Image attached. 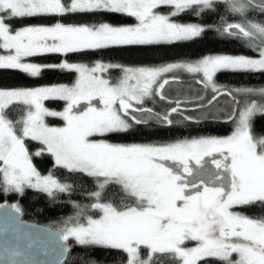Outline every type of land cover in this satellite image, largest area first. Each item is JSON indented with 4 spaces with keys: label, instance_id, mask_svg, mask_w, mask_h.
<instances>
[{
    "label": "snow or ice",
    "instance_id": "snow-or-ice-1",
    "mask_svg": "<svg viewBox=\"0 0 264 264\" xmlns=\"http://www.w3.org/2000/svg\"><path fill=\"white\" fill-rule=\"evenodd\" d=\"M218 10L231 18L218 15L219 27L183 19ZM209 34L241 51L194 63L121 62L149 60ZM51 57L58 62H38ZM9 70L34 81L56 72L67 82L21 87L0 79V195L22 197L31 189L71 197L72 184L42 176L33 165V156L45 153L93 183L91 203L74 204L76 222L58 233L56 264H70L69 255L80 264H264V138L252 135L253 117L264 115V87L224 93L262 100L244 106L226 138L113 142L158 135L145 131L148 119L137 113L173 128L178 107L162 117L143 107L146 99H165L167 73L202 74L214 92L221 72L264 82V0H0V72ZM32 141L38 148L30 153ZM0 210V264H46L35 259L40 229L23 222L20 205ZM251 210L259 215H247ZM73 246L80 251L73 254Z\"/></svg>",
    "mask_w": 264,
    "mask_h": 264
},
{
    "label": "trees",
    "instance_id": "trees-1",
    "mask_svg": "<svg viewBox=\"0 0 264 264\" xmlns=\"http://www.w3.org/2000/svg\"><path fill=\"white\" fill-rule=\"evenodd\" d=\"M218 15H223L224 19L227 21L231 19L225 13L218 10V14H213L211 16L205 15L200 18L195 16H186L183 19L186 22L200 23V24H212L214 27H219L221 24ZM119 20H114L113 23H119ZM241 51L235 43L226 42L224 37L217 34H209L203 38L202 42H181L171 47L166 48L163 51H159L155 56L149 60H144L140 57H124L121 59L122 63L126 64H140L148 63L156 66H161L166 62H177V63H192L199 58L206 55H216V54H238ZM38 62L42 63H55L58 60L55 57L41 59ZM87 62V61H86ZM0 79L6 84L12 86L21 87H33L40 84H52V83H66L63 74L56 72H47L43 78L38 81L25 79L12 71L0 72ZM185 79V78H183ZM189 79V78H188ZM216 84L228 89H234L237 87H253L259 90V88L264 87V82L257 79L251 80H241L236 74L221 72L215 77ZM214 95L209 94L208 100ZM239 101L238 109L242 105V98L235 97ZM247 102H258L261 103V97L247 96ZM157 102L153 104H148L147 106L159 113H166L169 109V105L156 98ZM48 105L57 110H62L63 102L52 103L48 102ZM62 123V122H61ZM185 125V124H182ZM193 125L183 127L181 131H170L164 129L161 133H158L154 137H139L136 139L129 140H117L114 143H134V142H171L183 139H194L199 137L211 136V137H222L229 135L232 132V126L228 129H221L216 124L213 125H198L202 126L200 129L195 130L192 128ZM252 135L254 138L264 137V115H255L252 119ZM30 153L34 152L38 148V142H26ZM32 162L36 169L42 175H52L54 178L58 179L62 183L72 184L75 191L72 193L71 197L67 194H57L55 199L48 197L46 194L36 192L35 190L28 189L24 196H19L16 194H9L7 196L0 195V204H19L23 210V219L32 223H38L41 225L50 226L56 229L58 223H63L67 219L77 216L79 209L74 207V204L88 205L91 203L87 196V192L91 191L93 188V183L90 178L83 177L79 174H69L65 170L55 166L54 160L47 153L42 154L39 157L33 156ZM249 216L259 215L258 210H251L246 213ZM87 215H91L94 218L97 217V213L93 210H88ZM84 222V218L81 217V223ZM69 245L73 244V241L68 242ZM80 249L73 246L71 252L73 254L79 252ZM70 264H80L79 258L73 259L69 255ZM166 264V262H163Z\"/></svg>",
    "mask_w": 264,
    "mask_h": 264
},
{
    "label": "water",
    "instance_id": "water-1",
    "mask_svg": "<svg viewBox=\"0 0 264 264\" xmlns=\"http://www.w3.org/2000/svg\"><path fill=\"white\" fill-rule=\"evenodd\" d=\"M169 81L170 84L165 85L163 92L165 94L164 101L170 104L181 102L199 103L206 99L207 88L204 84L199 82L198 79ZM226 92L227 91H223L219 93L205 106H200L192 109L179 108L180 111L178 112V114H181L185 118H187V120L198 124L219 123L224 125L230 123L237 116L239 101L233 95L224 94ZM137 115H143L145 119H148V123L144 127L156 126L162 128L158 124L157 120L155 118H149L148 114L137 113ZM4 205L11 204L6 203ZM2 211L3 210H0V212ZM21 219L25 224L40 229L39 232L34 233L37 240V247L41 251V254L36 256L35 259L45 261L46 264H56L58 249L60 244L62 243L58 238V233L60 231L50 226L32 223L24 220L23 215ZM2 224L3 217L0 216V231H2ZM44 251H47L49 255L44 256L42 254Z\"/></svg>",
    "mask_w": 264,
    "mask_h": 264
},
{
    "label": "flooded vegetation",
    "instance_id": "flooded-vegetation-1",
    "mask_svg": "<svg viewBox=\"0 0 264 264\" xmlns=\"http://www.w3.org/2000/svg\"><path fill=\"white\" fill-rule=\"evenodd\" d=\"M189 79H197V78H189ZM185 80H188V79H185ZM199 82H201V81H199ZM206 88H207V96H206V99L204 101H202V102H199V103L181 102V103H176V104H170V103H168V102H166L164 100H161V101H163V102H165V103H167L169 105V109L168 110H170L173 107H178V108H183V109H192V108H196V107H200V106H205L211 99H213L216 95H218V94H216V95H214L212 98H210L208 100L209 89H208L207 86H206ZM158 99H159V97H158ZM143 107H148V106L146 105V106H143ZM148 108H150V107H148ZM153 111L154 112H157L155 110H153ZM159 114L161 116H164L166 113L165 114L164 113H159ZM237 114H238V112H237ZM172 119L174 120L175 123H174L173 128H171V129H169V128H160V127H156V126H148V127H144L145 128V131H147V132H158V133H161L162 131H164V129L170 130V131H181V130H183V127L190 126V124L193 125V127L192 126L191 127L194 128L195 130H198V129H200L202 127V126H198V125H213V124H216L221 129H228L229 127L232 126V124L234 123V121H235L236 118L232 122L227 123V124H224V125L219 124V123H210V124L193 123V122L187 120L183 115L178 114V113L172 114ZM182 124H185V125H182ZM233 132H231L229 135H231ZM229 135H226V136H229ZM222 137H225V136H222ZM134 143H141V142H134ZM147 143H157V142H147ZM124 144H131V143H124ZM205 159L210 161L211 160V157H205ZM193 164H194V161H193ZM208 167L211 168L213 171L215 170V166L214 165L209 164Z\"/></svg>",
    "mask_w": 264,
    "mask_h": 264
},
{
    "label": "rangeland",
    "instance_id": "rangeland-1",
    "mask_svg": "<svg viewBox=\"0 0 264 264\" xmlns=\"http://www.w3.org/2000/svg\"><path fill=\"white\" fill-rule=\"evenodd\" d=\"M195 62V61H194ZM192 62V63H194ZM165 77L168 79V80H185V79H188V78H197L199 81H201L203 84H205L208 89H209V94H212V95H216V94H219L223 91H227L229 90L228 88H225V87H222V86H219L217 85V87L220 89V91H213L212 87L210 85H207L206 81L204 80L202 74H199V73H189L185 70H175L171 73H167L165 74ZM185 78V79H183ZM233 89V88H232ZM234 97H241L242 98V105L241 107L238 109V114H237V117L234 121V123L232 124V132L235 130L236 128V122L238 121L239 119V113L243 110L244 106L248 103H251V102H247V96H241L239 94H234L233 95ZM154 102H156V99L155 100H149V99H146L143 106H146L148 104H153ZM257 104H259L258 102H256ZM57 110V109H56ZM259 115V114H257ZM52 126H63V123H61L60 121H52L51 118H49V121H48ZM230 136V135H229ZM228 136H225V137H217V138H226ZM261 138H264V137H261ZM259 139V138H258ZM33 163V162H32ZM34 165V164H33ZM38 171V170H37ZM39 172V171H38ZM41 174V173H40ZM42 175V174H41ZM42 176H47V175H42ZM76 216L74 217H71L69 219H67L66 221H64L63 223H58V225H56V229H58L59 231H61L65 226L66 224H69V223H75V218ZM81 223V218H80V221ZM69 241H72V240H69ZM68 241V242H69Z\"/></svg>",
    "mask_w": 264,
    "mask_h": 264
}]
</instances>
